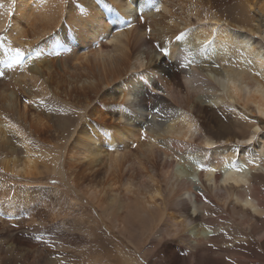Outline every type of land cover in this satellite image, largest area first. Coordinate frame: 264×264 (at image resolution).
<instances>
[{
    "label": "bare ground",
    "instance_id": "6f19581e",
    "mask_svg": "<svg viewBox=\"0 0 264 264\" xmlns=\"http://www.w3.org/2000/svg\"><path fill=\"white\" fill-rule=\"evenodd\" d=\"M6 1V40L28 48L59 28L28 63L51 95L25 69L20 92L0 80V264L63 263L35 242L49 227L27 184L54 172L134 246L122 264H235L214 256L226 230L264 251V48L245 34L264 35V0ZM47 100L73 121L57 129Z\"/></svg>",
    "mask_w": 264,
    "mask_h": 264
},
{
    "label": "rangeland",
    "instance_id": "374dc122",
    "mask_svg": "<svg viewBox=\"0 0 264 264\" xmlns=\"http://www.w3.org/2000/svg\"><path fill=\"white\" fill-rule=\"evenodd\" d=\"M14 4L15 1L9 5L6 0H0V11L7 9L12 10L14 8ZM233 15L235 16V13H233ZM7 25L8 20L6 25L0 29V73H3V75L0 76V80H2L1 86L5 87L8 92H20L21 86L16 83V78H18V76L22 73V70L25 69L28 74V81L35 78L37 86L41 87L43 84L48 96L51 95L52 88L49 87L43 77V74L45 73L32 72L28 63L30 60H38L37 56L40 53L38 50L40 48L38 46H40L44 39L53 35V33H55L59 28V25H54L52 29L48 30L42 37L34 41V44L28 43V46L31 45L28 48L26 45H19L6 40L8 36L6 28ZM245 34L249 35L257 46L264 48L263 34H253L250 32H245ZM50 41L51 39L49 42ZM16 49H19L22 53L19 63H14ZM8 64H12V67H6ZM54 67L55 65L53 64V68ZM44 98H46V96H44ZM37 104L40 105L38 108H43L44 112L56 115L54 120L56 122L57 129L61 128V123L64 119H68V121H73L74 119V116L70 114H63L62 111L64 110V106H59V111V109L56 110L55 106L52 103H49L48 100L40 101ZM68 111L66 113H68ZM73 113L75 114L76 112L74 111ZM12 123L21 128L26 134L27 131L21 123ZM8 138L12 143H19V140L14 134H9ZM30 139L33 140L32 138ZM49 140V138L45 139L47 142V144H45L34 139V148L43 145V147L47 149H57L58 152L62 151L65 145L64 139L57 145L54 141ZM138 140H141L140 136L136 140V143ZM0 175L3 177L5 174L2 175V172L0 171ZM61 178L62 177L60 175L54 172L50 175H44L38 180L27 183L31 186L30 195L36 198V201L38 202L37 204L39 205V208L35 210L36 217H34L36 219H43L49 227V229L45 231V234H42V236L35 239V242L39 243L43 250L50 253L54 258L63 259L64 261L62 260L63 263L61 264H122L118 260L121 257V255L118 254V250H123L124 252L135 255L137 251L134 246L115 229L113 226L114 223L107 219L104 211L90 202L81 190L67 186L65 181ZM102 179L103 176L98 177V180ZM1 183L2 182L0 181V186ZM86 186H90V183ZM30 195H28V200H30ZM0 217L4 218L2 212H0ZM61 221H65L67 224V231L69 234L76 235L77 240L72 242V244L77 249V253L74 256H71L73 258H69V254H67V252L61 254V249L56 245V238L53 231L64 230V228H61L64 223H62L60 227L57 226V224H61ZM233 238H235V232L233 230L220 232L213 241L214 243L212 242V245H215L214 248L217 250H215L214 256L217 252V254H220V257H239L235 264H264V251L259 244L256 243L254 245L252 243L245 242L246 244L244 245L240 244L235 246L233 244ZM245 245L249 248L244 249ZM256 252L263 253V256L258 258ZM139 257L141 263L151 264L149 263V259H144L141 255Z\"/></svg>",
    "mask_w": 264,
    "mask_h": 264
},
{
    "label": "snow or ice",
    "instance_id": "6c2138e0",
    "mask_svg": "<svg viewBox=\"0 0 264 264\" xmlns=\"http://www.w3.org/2000/svg\"><path fill=\"white\" fill-rule=\"evenodd\" d=\"M15 53H16V56H15V59H14V63H19L20 59L22 57V53H21V51L19 49H16ZM165 54H167V53H165ZM6 67L10 68V67H12V64H8V65H6ZM2 75H3V73H0V76H2ZM256 131L259 132L260 129H257Z\"/></svg>",
    "mask_w": 264,
    "mask_h": 264
}]
</instances>
